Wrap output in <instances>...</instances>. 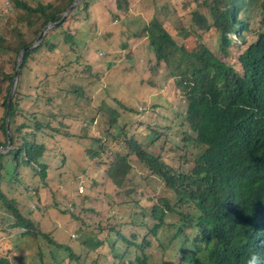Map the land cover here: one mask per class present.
<instances>
[{
	"label": "trees",
	"instance_id": "1",
	"mask_svg": "<svg viewBox=\"0 0 264 264\" xmlns=\"http://www.w3.org/2000/svg\"><path fill=\"white\" fill-rule=\"evenodd\" d=\"M73 1L53 0L46 4L38 1L31 6L22 0H8L6 14L0 13V23L4 24L0 31V132L3 136L0 147L7 144L5 109L17 55L35 41L48 23L59 21ZM204 4L209 19L194 12L191 21L199 30H213L218 35L219 54L210 51L201 41L193 50L187 51L155 20L145 28L156 62L165 66L174 83V96L185 101L184 112L175 115L180 120L179 125L185 128L182 142L193 144L199 153L190 161V166L183 169L189 161L180 163L184 159L177 157L178 161L173 164L166 163L160 156L142 150L134 136L126 131L120 141L123 146L114 141L113 146L124 153H116L106 169L112 184L116 188L121 186L131 166L130 158L134 157L162 181L170 191L173 203L162 200L153 205V221L142 224L150 229L141 236L131 234V240L114 229L110 230L112 235L102 232L79 237L95 257L106 249L111 264H151L147 251L152 245L165 250L176 244V254L173 252L174 256L166 263L162 259L161 264H246L250 255L264 254V248L259 247L264 241V0H206ZM87 6L86 0H82L61 25L46 33L39 45L22 58L10 104L11 148L7 153L0 152V185L15 182L20 174L25 177L27 171L33 172L38 182L46 178L48 167L43 161L44 155L49 153L47 144L61 136L55 127L49 126L56 117L50 114L45 125L35 119L33 109L38 105L37 95L25 114L19 111L20 99L28 98L26 94L21 95L22 77L30 62L41 65L56 51L58 45L50 41L55 32L60 30L62 42L76 45L73 34L63 30L74 19H86L80 11L86 10ZM183 32L178 36L190 34L189 30ZM234 35L239 41L232 42ZM231 45L239 50L235 62L229 57ZM42 53L48 56L43 58ZM72 64L59 66L62 77L69 79L70 76L72 80L76 77V72L69 71ZM59 81L63 79L59 78ZM72 87H75L73 91L59 90L62 99L72 95L79 98L80 88ZM54 100L50 97L47 102L51 104ZM56 110L60 112V105H56ZM17 115L24 118L20 124L16 122ZM26 120L32 122V127ZM24 128L31 132H24ZM120 128L124 130V127ZM149 131L146 130L150 138L161 136L156 131ZM46 132L49 135L44 137ZM109 138L111 142L113 137ZM95 142L98 152L89 151L90 160L99 157L101 150L111 152V149H104L105 145L99 139ZM28 187V193L35 190ZM0 201L11 212V228L22 236L37 230L31 218L22 217L9 205L14 199L10 200L0 191ZM169 217L176 218L172 226L166 225ZM165 230L169 233L165 234ZM41 237L54 247L50 256H56L54 253L62 250L69 257L68 264L85 262L80 257L82 254L76 255L70 248L58 245L50 232ZM9 263L7 255L0 258V264ZM14 263H17L16 259ZM88 264L100 263L94 260Z\"/></svg>",
	"mask_w": 264,
	"mask_h": 264
},
{
	"label": "rangeland",
	"instance_id": "2",
	"mask_svg": "<svg viewBox=\"0 0 264 264\" xmlns=\"http://www.w3.org/2000/svg\"><path fill=\"white\" fill-rule=\"evenodd\" d=\"M22 1L35 6L38 1L46 4L53 0ZM204 1L86 0V10L80 11L86 19H74L63 30L73 34L76 45L62 42L59 30L50 38L58 45L56 51L49 56L42 53L43 58L48 57L41 65L28 64L23 73L21 92L28 98L20 99L19 111L25 114L37 95L38 105L33 109L35 119L45 125L50 114L56 117L49 126L55 127L61 137H55L47 144L49 153L44 155L43 163L48 170L43 182H38L34 173L27 171L25 177L21 174L17 177V182L0 185V191L15 200L9 205L22 217L31 218L37 229L22 236L11 228V212L0 201V258L7 255L9 264H68L69 257L62 250L55 252L56 256H50L54 247L41 237L50 232L58 245L70 248L76 255L82 254L83 264L94 260L111 264L106 249L95 257L79 237L102 232L112 235L110 230L114 229L131 240V234L141 236L150 229L142 224L153 221V205L162 200L173 203L171 193L162 181L136 158H130L129 172L119 188L109 180L106 169L116 153L123 155L122 150L114 147V141L123 146L120 141L126 132L134 136L142 150L160 156L166 163L173 164L178 161L177 157L184 159L180 163L189 161L183 169H187L199 153L193 144L182 142L185 128L179 125L180 120L175 115L184 112L185 101L174 96V83L165 66L156 62L144 31L155 20L187 51L193 50L201 41L210 51L219 54L218 35L213 30H199L191 21L194 12L209 19ZM6 7H9L8 0H0L1 14H6ZM3 25L1 22L0 31ZM188 30L187 37L178 36ZM234 41H239L235 35L232 36ZM228 51L231 62H235L239 50L231 45ZM69 62L73 63L69 71L76 72L73 80L70 76L69 79L62 77L59 67ZM59 78L63 81L58 82ZM72 86L80 88L79 98L72 95L62 99L59 90L73 91L75 87ZM50 97L55 99L51 104L47 102ZM56 105H60V112ZM21 117L15 118L19 124L24 121ZM26 123L32 124L27 120ZM138 125L142 126L136 130ZM146 130L156 131L161 136L150 138ZM23 131L31 132L25 128ZM48 135L49 132L44 133V137ZM110 136L113 137L111 142ZM97 139L111 152L101 150L99 157L90 160L88 152H98ZM0 141H3L1 132ZM32 181L35 182L32 184ZM28 186L35 190L28 193ZM175 221L176 218L169 217L166 225L172 226ZM166 233L169 231L165 230ZM152 246L147 251L151 264H161L162 259L166 263L174 256L173 252L176 254V244L165 250ZM69 264L77 263L71 261Z\"/></svg>",
	"mask_w": 264,
	"mask_h": 264
},
{
	"label": "water",
	"instance_id": "3",
	"mask_svg": "<svg viewBox=\"0 0 264 264\" xmlns=\"http://www.w3.org/2000/svg\"><path fill=\"white\" fill-rule=\"evenodd\" d=\"M82 0H74L71 5L69 6V8L63 13L61 19L57 22H53V23H48L39 33L38 37L36 38V40L28 47L22 49L16 59V67H15V71L13 74V79H12V83L10 86V90H9V95L7 98V102H6V109H5V130H6V138H7V144L5 147H0V152L1 153H7L10 148H11V136H10V131H9V114H10V104H11V100L13 97V94L15 92L16 86H17V80H18V73L20 70V66L22 63V58L24 56V54L26 52H28L29 50L34 49L36 46L39 45V43L41 42L43 36L52 31L53 29L57 28L59 25H61L64 20L69 16V14L72 12V10L80 4Z\"/></svg>",
	"mask_w": 264,
	"mask_h": 264
},
{
	"label": "clouds",
	"instance_id": "4",
	"mask_svg": "<svg viewBox=\"0 0 264 264\" xmlns=\"http://www.w3.org/2000/svg\"><path fill=\"white\" fill-rule=\"evenodd\" d=\"M260 248H264V241L259 245ZM246 264H264V254L255 253L249 256Z\"/></svg>",
	"mask_w": 264,
	"mask_h": 264
}]
</instances>
